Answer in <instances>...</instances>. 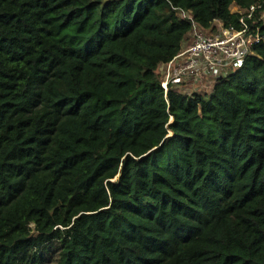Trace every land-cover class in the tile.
<instances>
[{"label":"trees","instance_id":"trees-1","mask_svg":"<svg viewBox=\"0 0 264 264\" xmlns=\"http://www.w3.org/2000/svg\"><path fill=\"white\" fill-rule=\"evenodd\" d=\"M257 2L0 0V264H264V42L208 100L158 74Z\"/></svg>","mask_w":264,"mask_h":264},{"label":"built area","instance_id":"built-area-1","mask_svg":"<svg viewBox=\"0 0 264 264\" xmlns=\"http://www.w3.org/2000/svg\"><path fill=\"white\" fill-rule=\"evenodd\" d=\"M233 14L239 16L241 28L226 27L216 21L214 30L205 31L194 22L190 13L178 12V16L192 22V44L173 61L158 68L161 87L167 93H183L189 83L201 85L210 81L215 84L220 77L243 66L246 58L252 55V48L264 42L260 24L264 22V11L260 3L241 9L234 6ZM248 36L251 40H248ZM191 86V85H190ZM200 86V87H201ZM200 89L187 94L203 97Z\"/></svg>","mask_w":264,"mask_h":264},{"label":"rangeland","instance_id":"rangeland-1","mask_svg":"<svg viewBox=\"0 0 264 264\" xmlns=\"http://www.w3.org/2000/svg\"><path fill=\"white\" fill-rule=\"evenodd\" d=\"M231 11L233 12H235V10L233 9V7H232V9H231ZM192 42H193V37H192V40H191V42L189 43V46L192 44ZM189 46H187V48L189 47ZM191 85V86H190ZM201 85H194L193 83H189L188 85H187V89L186 90H184V94H192V93H194L193 92V90H196V89H200V90H203L202 91V95H204L203 96V98H207V97H209L210 96V94H211V92H212V89H213V87H214V83H212V82H210V81H207V82H205L204 83V86L203 87H205L204 89L202 88V86L200 87ZM169 136H171V132H169Z\"/></svg>","mask_w":264,"mask_h":264},{"label":"crops","instance_id":"crops-1","mask_svg":"<svg viewBox=\"0 0 264 264\" xmlns=\"http://www.w3.org/2000/svg\"><path fill=\"white\" fill-rule=\"evenodd\" d=\"M191 40H192V36L189 35V36L185 39V41L183 42V44H182V51H184V50L187 49V46H189V43L191 42ZM159 67H160V66H159ZM204 99H205V100H208L209 97L204 98Z\"/></svg>","mask_w":264,"mask_h":264},{"label":"water","instance_id":"water-1","mask_svg":"<svg viewBox=\"0 0 264 264\" xmlns=\"http://www.w3.org/2000/svg\"><path fill=\"white\" fill-rule=\"evenodd\" d=\"M247 38H248V40H251V37L250 36H248Z\"/></svg>","mask_w":264,"mask_h":264}]
</instances>
